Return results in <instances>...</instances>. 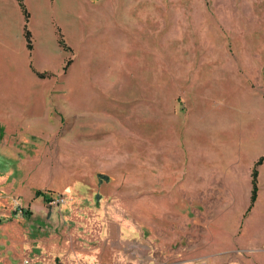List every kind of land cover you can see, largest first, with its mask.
Segmentation results:
<instances>
[{
  "label": "rangeland",
  "instance_id": "obj_1",
  "mask_svg": "<svg viewBox=\"0 0 264 264\" xmlns=\"http://www.w3.org/2000/svg\"><path fill=\"white\" fill-rule=\"evenodd\" d=\"M263 156L264 0H0V240L60 234L46 214L85 241L103 208L139 224L146 181L149 260L264 264V168L248 213L243 187ZM186 166L195 204H172Z\"/></svg>",
  "mask_w": 264,
  "mask_h": 264
},
{
  "label": "crops",
  "instance_id": "obj_2",
  "mask_svg": "<svg viewBox=\"0 0 264 264\" xmlns=\"http://www.w3.org/2000/svg\"><path fill=\"white\" fill-rule=\"evenodd\" d=\"M188 167L184 168L187 173L184 176V183L173 182L172 186L177 188L178 192L175 193L173 191L177 200L175 202L173 198L172 204L179 203L180 200L184 204H195V189L191 185L194 174H191ZM263 168L264 164L259 167V177ZM252 172L247 177L245 176L246 180L243 182L247 198L245 202L248 205L251 203L252 196ZM174 173H179L178 168L174 170ZM247 181L250 182L248 190L245 186ZM147 183L146 181L139 183V224L127 220L125 214L121 215L116 208H103L98 211L97 215L100 228L96 229L95 233L97 234H94L96 238L85 241L84 234L78 232L84 220L79 217L77 212L74 214L72 212L56 214L54 215L56 218H49L48 214H46L43 215L44 218L40 221L54 222L58 221V217L61 216L60 220L63 222L61 226L64 228L62 232L60 234H52L46 231L45 224H38L37 228H35L33 223L17 229L7 230L5 232L7 239L0 240V264H197L194 245L191 247V251L190 245H188L186 250L172 251L167 256H164L167 260H162L161 263L148 259L151 248L154 246L153 242L158 245L159 242L156 240V231L155 235H148L147 230H142L141 225L142 227H148V218L153 216V209H149V205L157 203L159 198L149 196L153 195V193L148 191ZM36 201H31V211L33 207H38L39 211L42 210ZM105 204H108V202ZM158 220L159 218L155 221L157 222ZM32 221L36 220L32 219ZM104 222L105 227L102 228ZM110 227L114 229L110 230ZM75 228L77 230L73 232L72 229ZM135 239L138 240L135 241ZM132 244L137 245L139 251L132 248ZM142 249L143 256L140 252ZM174 255H176L175 259H173ZM170 256L173 257L169 258Z\"/></svg>",
  "mask_w": 264,
  "mask_h": 264
},
{
  "label": "trees",
  "instance_id": "obj_3",
  "mask_svg": "<svg viewBox=\"0 0 264 264\" xmlns=\"http://www.w3.org/2000/svg\"><path fill=\"white\" fill-rule=\"evenodd\" d=\"M21 2V5L23 6V0H19ZM27 36H28V39L30 37V33L27 32ZM264 164V156L261 157L256 163H255V166H254V169H253V172H252V196H251V204L249 206V209L247 211L250 212L252 210V208L254 207V204L257 200V196H258V191H259V187H258V180H259V167L261 165ZM41 196H44L45 195L41 192V191H37L36 192V197H41Z\"/></svg>",
  "mask_w": 264,
  "mask_h": 264
}]
</instances>
